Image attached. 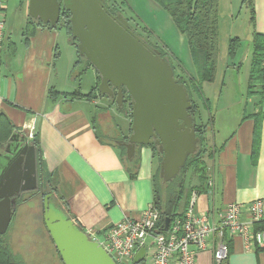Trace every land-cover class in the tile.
Returning <instances> with one entry per match:
<instances>
[{"label":"crops","instance_id":"1","mask_svg":"<svg viewBox=\"0 0 264 264\" xmlns=\"http://www.w3.org/2000/svg\"><path fill=\"white\" fill-rule=\"evenodd\" d=\"M253 4L255 30L264 32V0H253ZM28 9V0H5L0 114L10 120L12 132L32 131L45 165L56 179L58 199L66 204L73 221L101 239L110 225L125 215L138 216L153 204L152 175L157 164L151 147L144 145L138 149L137 173L130 177L120 149L97 139L92 116L96 107L107 106L108 100L69 95L75 89L83 94L89 90L76 85L67 66L59 69L63 56L60 31L44 24L38 16H30ZM179 36L181 43L184 36ZM69 45L64 44V64L74 57ZM189 73L195 75V71ZM49 89L59 93L51 94ZM248 97L256 99L253 110L240 117L235 131L219 145L210 137L205 155L207 178L199 191H192L196 192L195 213L212 212L214 222L217 212L228 202L247 205L258 198L264 201V117L254 116L258 111L264 113V83L262 97ZM256 127L258 136L254 141ZM127 129L122 130L126 133ZM242 217L247 218L246 213ZM214 240L209 236L208 247L197 253L199 264H211ZM227 244L224 264H264L263 249H245L237 237L228 239Z\"/></svg>","mask_w":264,"mask_h":264},{"label":"water","instance_id":"2","mask_svg":"<svg viewBox=\"0 0 264 264\" xmlns=\"http://www.w3.org/2000/svg\"><path fill=\"white\" fill-rule=\"evenodd\" d=\"M104 2L28 0V12L51 27L58 23L63 8L69 12L78 53L99 74L98 93L113 97L118 107L125 93L130 97V133L123 143L127 158L134 156L137 144L153 141L162 153L159 176L169 181L198 146L195 118L189 112L192 102L159 49L150 47L121 12L113 14ZM27 134L12 132L2 144L4 153L0 151V234L11 222L16 197L37 188L35 147ZM48 197L49 194L43 197V222L64 264H117L102 245L56 209ZM168 225L166 218L164 227ZM144 255L145 248H139L133 263Z\"/></svg>","mask_w":264,"mask_h":264},{"label":"trees","instance_id":"3","mask_svg":"<svg viewBox=\"0 0 264 264\" xmlns=\"http://www.w3.org/2000/svg\"><path fill=\"white\" fill-rule=\"evenodd\" d=\"M153 1L167 12L177 30L184 36L188 45L191 60L195 67L194 76L186 75L187 73L185 72V69L181 67V65L177 64V67H181V69L176 70V65L174 66L172 64L167 50L155 44H152L147 38L141 36L134 30L135 33H137L150 47L159 49L160 55L165 58L172 66L174 70V77L178 82L183 83L186 87L188 95L192 102V105L189 108V112L195 118V131L196 136L198 137L197 149L194 153L190 154L187 157L185 164L180 169L179 173L169 181H164L159 176V163L162 159V153L159 151L157 145L153 143V141H150V143L146 145L151 147L152 157L157 164V167L152 175L153 205L159 213V218L156 222L155 228L158 232H165L166 229L164 227V220L168 218L169 221H171L174 217H181L183 215L185 209L187 208L190 194L193 190L199 191V189H201V186L207 178L208 174V167L205 160L206 150L208 146L205 145L204 135L206 129L212 126L213 116L210 115L204 124L196 122V116L198 115V105L193 100L191 92H196L201 99H204L202 91L203 82H212L215 79L219 54V0ZM107 2L109 1L105 0L104 4L111 12L115 13L121 11V9L115 7V5H109V3ZM242 4L246 5L249 8V18L253 27L252 54L250 60L247 93L249 96L258 94L262 97V89L264 83V32H258L255 30L256 13L253 0H242ZM69 17V12L63 8L61 10L60 19L54 28H57L59 26L64 27L68 36L69 43L73 45L76 50V59L74 60V66H80L79 72L77 73V76L80 77V75L84 71H86V69L90 67L91 64L84 56L78 53L77 40L71 35ZM142 29L146 31L147 35L149 34V30H145L144 27ZM239 43L240 38L237 36L229 39L227 48V54L229 57L234 56ZM99 80V74L96 72V81L86 94L81 93L79 89H75L73 92L69 93V95L84 96L87 98L95 97L97 94L100 95L97 89ZM48 92L51 94L59 93L54 89H49ZM103 97H106L108 100L107 106L96 107L95 113L92 116V124L95 135L101 143L111 144L120 149L121 160L124 163L127 172L129 173L130 177H135L139 167L138 149L144 145L137 144L134 156L131 159L127 158L126 148L123 143L127 141L128 134L130 133V120L126 133L123 132L120 125L113 119L112 116H107L105 117V119L103 118L101 121H99L100 114L109 112L111 107H114L116 111L123 112L125 116L131 119L130 97L127 93H125L123 104L120 107L117 106L113 97H110L108 95H104ZM205 106L208 108L207 105ZM254 116L258 117V119H261L264 117V113L258 111L254 114ZM12 131L13 125L10 120L5 115L0 114V147L5 141L8 140ZM257 136L258 129L256 127L254 129V141L257 140ZM30 142L35 147L37 188L32 191L24 192L16 197V206L12 218L15 216L17 217L19 206L32 203L36 197L40 199L43 213V197L47 194H49L48 199L50 200V203L53 204L56 209L64 213L67 217L71 218L66 204L60 201L58 199L59 197H57L56 179L54 177V174L49 171L45 165L40 149V144L35 135H33ZM188 170L191 171V175L188 181L190 182L191 178L194 177L195 179H197V184L192 185L188 182L186 197L183 200L182 194L184 190L186 172ZM31 210L35 209L33 208ZM21 217H23V215ZM42 223L44 225L43 218ZM75 224L78 228L83 230L79 223L75 222ZM256 227L264 228V220L262 219L257 222ZM6 232L4 234H0V264H23L20 258L13 252L11 242L5 235Z\"/></svg>","mask_w":264,"mask_h":264},{"label":"rangeland","instance_id":"4","mask_svg":"<svg viewBox=\"0 0 264 264\" xmlns=\"http://www.w3.org/2000/svg\"><path fill=\"white\" fill-rule=\"evenodd\" d=\"M108 1L109 5L113 4L121 9L119 12L129 20L133 31L135 30L152 44L168 51L172 64L176 65V70L183 67L185 72L187 71L186 75L191 76L189 72H194L195 67L190 57L187 42L182 36L183 43L181 42V45L179 38L181 34L166 11L152 0ZM249 16V8L242 4V0H219V54L215 79L212 82L203 83L204 99H201L196 92H191L193 100L198 105L196 122L204 124L210 115L213 116L212 126L206 129L204 135L206 146L210 145V137L216 145H219L238 127L240 117L245 112L249 113L253 110V102L256 99L251 97L248 100L247 93L253 30ZM143 27L150 31L148 35L142 29ZM57 29L60 31L59 46L63 51L59 69H64L67 66L70 70V78L75 81L76 85L80 89L90 90V86L95 82V69L90 66L80 77L77 76L80 66H74L76 50L73 45H69V50L71 53L73 51L74 55L71 54V56L74 57L71 61L68 59L66 64L63 63L64 44L69 43L68 36L64 27L59 26ZM234 36L240 38V43L234 56L229 57L227 54L228 43L229 39ZM167 48L180 60L171 55ZM177 64L181 67H177ZM96 97L99 102H104V99H107L98 94ZM107 116H112L122 129L128 128L130 118L125 116L123 112L110 109L109 112L100 114L99 121ZM190 175L191 171L188 170L184 182L183 200L186 197ZM196 180L194 177L191 178L189 184H193ZM32 205L35 210H31L33 209ZM22 215L23 217H21ZM42 218L43 213L38 197L30 204L19 206L17 217L12 218L5 234L11 242L12 250L23 264H64L45 225L42 223Z\"/></svg>","mask_w":264,"mask_h":264},{"label":"built area","instance_id":"5","mask_svg":"<svg viewBox=\"0 0 264 264\" xmlns=\"http://www.w3.org/2000/svg\"><path fill=\"white\" fill-rule=\"evenodd\" d=\"M4 5L5 0H0V65L5 29ZM27 137L32 139L31 130H28ZM208 182L211 185L210 180ZM195 203L196 192H192L183 215L169 221L165 232L156 231L159 213L150 204L140 215H125L110 225L101 239L91 231L86 233L102 245L117 264H132L141 247L145 248L144 258H148L146 264H199L196 255L208 247L209 236L215 239L211 245V264H224L230 238H239L245 249L264 250V228L256 227L263 217L262 199H255L247 205L228 202L217 212V222H214L212 212L196 214ZM244 213L247 218L242 217Z\"/></svg>","mask_w":264,"mask_h":264},{"label":"flooded vegetation","instance_id":"6","mask_svg":"<svg viewBox=\"0 0 264 264\" xmlns=\"http://www.w3.org/2000/svg\"><path fill=\"white\" fill-rule=\"evenodd\" d=\"M111 12V11H110ZM113 13V12H112ZM117 12L113 13V14H116ZM153 48V47H152ZM126 97V96H125ZM124 97V98H125ZM4 150H5V145L4 146H1L0 147V151L2 153H4ZM143 262V264H146V258H143L142 260H140L139 262H136V263H132V264H141Z\"/></svg>","mask_w":264,"mask_h":264}]
</instances>
